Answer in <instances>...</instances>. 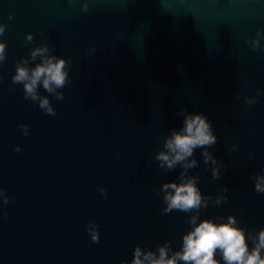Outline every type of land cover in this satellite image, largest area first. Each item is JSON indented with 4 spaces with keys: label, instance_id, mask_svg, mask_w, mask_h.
Wrapping results in <instances>:
<instances>
[{
    "label": "water",
    "instance_id": "water-1",
    "mask_svg": "<svg viewBox=\"0 0 264 264\" xmlns=\"http://www.w3.org/2000/svg\"><path fill=\"white\" fill-rule=\"evenodd\" d=\"M0 25V264H128L136 246L164 244L172 255L193 216H234L254 247L248 234L264 228L254 191L264 175V0H0ZM43 44L71 58L63 100L37 89L55 116L11 82L18 63H40L31 51ZM197 112L217 136L207 150L219 177L195 149L186 176L199 178L207 206L165 214L162 186L183 168L165 170L155 155ZM214 258L225 264L222 250Z\"/></svg>",
    "mask_w": 264,
    "mask_h": 264
},
{
    "label": "clouds",
    "instance_id": "clouds-1",
    "mask_svg": "<svg viewBox=\"0 0 264 264\" xmlns=\"http://www.w3.org/2000/svg\"><path fill=\"white\" fill-rule=\"evenodd\" d=\"M72 3V0H69ZM82 11H88V4L82 5ZM4 26L0 25V34H3ZM261 33L258 31L255 37H250L248 43L253 51L261 48ZM28 41H32L33 36L29 33L26 36ZM40 57V63L35 67L29 68L27 61L16 65L15 73L12 75V84H22L24 96L34 102H38V107L47 115H56V110L47 97H41L38 87L42 84L43 88L50 94H55L57 100H63V89L69 82V69L71 58L57 57L49 54L47 44L40 45L31 51V58ZM5 60V44L0 42V62ZM255 102V98L246 99L247 104ZM183 111V110H181ZM25 134L28 126L22 125ZM217 136L213 130L211 122L202 113L184 114L183 126L180 130L173 129L163 143V150L155 155L159 166L165 170L174 169L177 165H182L181 180L179 183L167 182L162 186L161 191L165 193L163 199L166 206L162 209L163 213L173 210L184 212L199 211L201 207H206L208 198L203 197L197 187L198 177H187L189 168L197 167L193 156L197 148L204 149L205 163L211 162L213 178L219 177L218 168L215 167L217 161L207 149L215 145ZM19 149L17 148V151ZM254 191L264 194V175L254 177ZM102 195H106L103 188L100 189ZM226 199V197L224 198ZM221 198L216 199L220 204ZM4 203H7L5 198ZM196 216L191 217L194 227L183 236V244L180 251L169 255V246L160 245L157 252L151 250L144 251L136 246L133 259L128 264H178L183 261L185 264H218L214 258L217 249L222 250V257L225 264H264V257L261 251L264 250V228L260 229L255 235L249 233L248 236L254 241V247L249 250L246 242L245 230L237 226L234 216H229L227 221L216 223L205 219L196 224ZM89 233L93 243L99 242V233L95 226L89 225ZM158 253V254H157Z\"/></svg>",
    "mask_w": 264,
    "mask_h": 264
}]
</instances>
